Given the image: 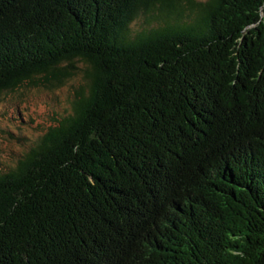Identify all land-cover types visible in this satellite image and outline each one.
Listing matches in <instances>:
<instances>
[{
  "label": "trees",
  "instance_id": "1",
  "mask_svg": "<svg viewBox=\"0 0 264 264\" xmlns=\"http://www.w3.org/2000/svg\"><path fill=\"white\" fill-rule=\"evenodd\" d=\"M76 59L0 174V264H264V0H0V95Z\"/></svg>",
  "mask_w": 264,
  "mask_h": 264
},
{
  "label": "rangeland",
  "instance_id": "2",
  "mask_svg": "<svg viewBox=\"0 0 264 264\" xmlns=\"http://www.w3.org/2000/svg\"><path fill=\"white\" fill-rule=\"evenodd\" d=\"M147 25L142 15L132 27L135 31ZM61 67L72 71L62 81L38 74L0 95V174L13 169L29 147L71 113L74 95L85 84L87 64L76 59Z\"/></svg>",
  "mask_w": 264,
  "mask_h": 264
}]
</instances>
